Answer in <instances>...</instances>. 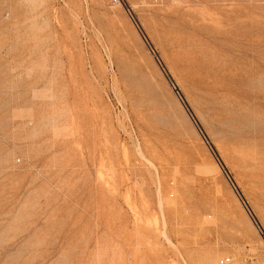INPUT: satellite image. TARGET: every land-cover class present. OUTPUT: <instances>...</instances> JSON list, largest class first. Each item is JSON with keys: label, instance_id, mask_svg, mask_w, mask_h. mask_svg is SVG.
I'll list each match as a JSON object with an SVG mask.
<instances>
[{"label": "rangeland", "instance_id": "1", "mask_svg": "<svg viewBox=\"0 0 264 264\" xmlns=\"http://www.w3.org/2000/svg\"><path fill=\"white\" fill-rule=\"evenodd\" d=\"M0 264H264V0H0Z\"/></svg>", "mask_w": 264, "mask_h": 264}]
</instances>
